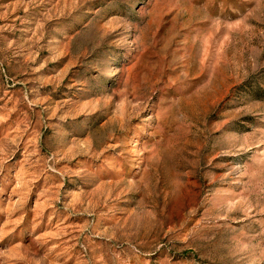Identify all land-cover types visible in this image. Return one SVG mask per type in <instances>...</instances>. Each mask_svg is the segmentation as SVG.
I'll return each instance as SVG.
<instances>
[{
	"label": "rangeland",
	"instance_id": "374dc122",
	"mask_svg": "<svg viewBox=\"0 0 264 264\" xmlns=\"http://www.w3.org/2000/svg\"><path fill=\"white\" fill-rule=\"evenodd\" d=\"M0 264H264V0H0Z\"/></svg>",
	"mask_w": 264,
	"mask_h": 264
}]
</instances>
